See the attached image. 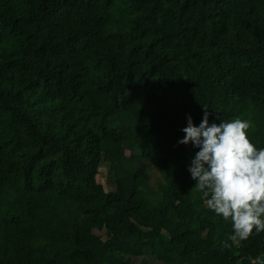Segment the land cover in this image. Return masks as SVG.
Wrapping results in <instances>:
<instances>
[{
    "label": "trees",
    "instance_id": "trees-1",
    "mask_svg": "<svg viewBox=\"0 0 264 264\" xmlns=\"http://www.w3.org/2000/svg\"><path fill=\"white\" fill-rule=\"evenodd\" d=\"M204 110L264 146V0H0V264H253L176 145Z\"/></svg>",
    "mask_w": 264,
    "mask_h": 264
},
{
    "label": "clouds",
    "instance_id": "clouds-1",
    "mask_svg": "<svg viewBox=\"0 0 264 264\" xmlns=\"http://www.w3.org/2000/svg\"><path fill=\"white\" fill-rule=\"evenodd\" d=\"M202 111L199 123L185 113L176 145H190L186 170L207 207L231 224L228 240L244 241L264 232V146L250 139V119L210 121ZM226 247L230 246L227 243ZM253 264H264V254Z\"/></svg>",
    "mask_w": 264,
    "mask_h": 264
},
{
    "label": "rangeland",
    "instance_id": "rangeland-1",
    "mask_svg": "<svg viewBox=\"0 0 264 264\" xmlns=\"http://www.w3.org/2000/svg\"><path fill=\"white\" fill-rule=\"evenodd\" d=\"M128 152V151H127ZM109 161L102 160L99 174L97 176V180L104 186V189L107 192L114 191V185L112 182L108 180L107 168H108ZM147 171V179L145 182L147 192L155 197L157 203L160 202L161 193H162V182L159 176L155 173L154 169L146 168Z\"/></svg>",
    "mask_w": 264,
    "mask_h": 264
}]
</instances>
